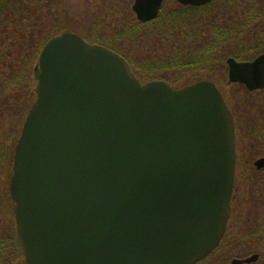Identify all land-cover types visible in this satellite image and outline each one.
I'll use <instances>...</instances> for the list:
<instances>
[{
  "label": "water",
  "instance_id": "95a60500",
  "mask_svg": "<svg viewBox=\"0 0 264 264\" xmlns=\"http://www.w3.org/2000/svg\"><path fill=\"white\" fill-rule=\"evenodd\" d=\"M163 2L133 0L131 10L147 23ZM226 64L229 82L264 87V53ZM33 79L8 186L26 264H197L218 247L236 154L213 83L141 84L123 57L74 33L45 42Z\"/></svg>",
  "mask_w": 264,
  "mask_h": 264
},
{
  "label": "trees",
  "instance_id": "16d2710c",
  "mask_svg": "<svg viewBox=\"0 0 264 264\" xmlns=\"http://www.w3.org/2000/svg\"><path fill=\"white\" fill-rule=\"evenodd\" d=\"M66 1L0 0V151L8 127L18 139L22 119L35 99L32 70L44 43L63 31L60 14ZM262 23L264 0H214L202 7H184L175 2L169 10L162 7L155 20L137 21L133 34L148 29L153 44L159 45L155 49L153 44L144 48L140 52L143 58L108 48L123 57L135 77L144 83L168 81L167 73L172 71H198L200 74L189 79L193 82L182 86L185 87L201 81L196 79L201 74L209 75L225 65L227 58L251 60L261 53V45L241 51L239 39L247 29L264 32ZM261 38L264 34L259 37L260 42ZM229 233L228 230L220 244L228 241ZM17 256L22 253L15 232H1L0 264H10Z\"/></svg>",
  "mask_w": 264,
  "mask_h": 264
},
{
  "label": "rangeland",
  "instance_id": "374dc122",
  "mask_svg": "<svg viewBox=\"0 0 264 264\" xmlns=\"http://www.w3.org/2000/svg\"><path fill=\"white\" fill-rule=\"evenodd\" d=\"M132 4L133 0H67L60 14L63 28L60 34L74 33L90 44L112 47L132 58H143L140 52L147 46L151 47L153 41L149 38L148 29L137 30L133 34L137 20L131 10ZM174 4L175 0H165L164 10H169ZM257 32L258 29L255 32L247 29L240 34L239 41L243 45L241 51L247 52L249 48L261 45L259 41L261 35ZM153 45V49L159 46L157 42ZM225 71V65L219 66L211 74H201L196 79L217 84L225 96L229 94L240 101L247 119L253 117L250 99L252 102L256 99L250 96L246 98L238 86H228ZM174 72H168L169 79L165 81L173 89L193 82L188 80L200 74L194 69H183L176 71V74H173ZM5 139L0 151V233L15 232L14 202L9 196L8 184L12 173V148L18 139H14L9 127ZM230 208L228 241L220 244L211 258H206L199 264H230L233 259H245L257 252L260 253L258 254L260 259L255 264H264V252L261 253L264 239L259 243L255 234L260 225V231H264V173L235 171ZM10 264L26 263L22 256H17Z\"/></svg>",
  "mask_w": 264,
  "mask_h": 264
},
{
  "label": "flooded vegetation",
  "instance_id": "af4514ba",
  "mask_svg": "<svg viewBox=\"0 0 264 264\" xmlns=\"http://www.w3.org/2000/svg\"><path fill=\"white\" fill-rule=\"evenodd\" d=\"M264 26V23L261 24ZM258 35L264 34L263 31L258 30ZM263 38H261V53H264V44ZM256 55V56H258ZM255 56V57H256ZM254 57V58H255ZM233 58V57H232ZM252 58L251 60H253ZM236 62H250V59H235ZM225 68H226V83L228 86H238L241 92L244 93L246 98L248 96L255 98V102H252L250 99V105L253 107L252 113L254 114V118H246L244 115V111L240 106V101L236 100L233 96L227 94L225 96L223 90L219 88L217 84H215L217 90L221 93L223 101L229 110L233 125H234V145L236 152V161H235V171L243 173H264V167H259L256 165L257 162L264 160V87L261 90L256 91H248L243 84L239 83H231L228 81L227 77V66L225 60ZM213 83V82H212ZM260 226H258L257 234L258 241L261 243V240L264 239V231H260ZM254 234V235H255ZM263 247L261 246V253L264 252V241ZM260 254V253H254ZM260 256L258 257V261Z\"/></svg>",
  "mask_w": 264,
  "mask_h": 264
}]
</instances>
